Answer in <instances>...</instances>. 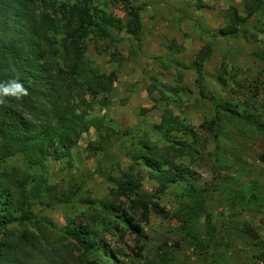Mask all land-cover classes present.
Segmentation results:
<instances>
[{"label": "rangeland", "instance_id": "obj_1", "mask_svg": "<svg viewBox=\"0 0 264 264\" xmlns=\"http://www.w3.org/2000/svg\"><path fill=\"white\" fill-rule=\"evenodd\" d=\"M62 4L111 20L82 39L80 70L114 74L109 93L88 97V113L110 120L118 141L89 149L100 145L90 128L70 161L48 156L32 166L20 154L0 161V173L36 178L15 215L27 218L7 229L41 226L60 247L65 234L70 264H264V0H2L0 40L21 47L22 59L68 74L66 45L79 32ZM229 9L241 19L233 22ZM133 10L137 32L127 27ZM165 111L184 130L159 128ZM145 144L158 153L173 148V181L163 190L138 158ZM135 195L146 200V214ZM72 228L89 233L88 252L66 235Z\"/></svg>", "mask_w": 264, "mask_h": 264}, {"label": "trees", "instance_id": "obj_2", "mask_svg": "<svg viewBox=\"0 0 264 264\" xmlns=\"http://www.w3.org/2000/svg\"><path fill=\"white\" fill-rule=\"evenodd\" d=\"M1 5L7 4L3 2ZM62 8H69L67 12L66 9L62 12V17L66 18L68 15L69 21L74 17L75 29L79 32V40H71L66 45L68 55L73 58L68 74L52 71L50 64L44 62L39 64L32 63L26 58L22 59L24 52L21 47L16 43H5L0 40V85L9 86L16 81L28 90V95L21 100L4 97L6 102L0 105V161L16 154L22 155L32 166L41 164L48 156H61L70 161L71 149L90 128L97 131L100 145H90L89 149L106 150L118 141L115 130L107 126L108 123L111 124L110 120L90 117L88 113L90 111L88 97L94 98L101 91L109 93L115 82L114 74L98 75L80 70L84 54L82 39L97 25L104 31L111 20L106 14L102 18H96L94 13L93 15L90 13L93 10L90 7L79 10L76 5L70 7L62 4ZM227 13L233 22L241 19L233 9H229ZM127 27L134 32L138 31L139 18L134 10L130 13ZM229 31L224 30L221 35L225 36L230 33ZM40 55L36 53L33 56L41 60ZM158 127L167 132L184 130L179 119L168 111L162 115ZM102 128H105L104 132ZM172 149L163 148L162 153H158L161 150L145 144L138 154V158L153 171V177L157 179L162 190L173 181L168 168L172 165L169 160L174 153ZM35 180V176L17 169L0 173V229H4L0 238V264H70L65 255V234L59 239L62 245L60 247L49 241L46 228L41 226L36 232L27 230L21 234L7 229L9 225L27 218L25 214L20 217L15 215L23 212L28 199L26 185L29 181ZM129 182L132 186L139 183L133 178ZM36 185L38 189L48 188L43 181ZM117 188L123 194L126 192L121 184H117ZM134 203L142 207L146 214L147 205L144 198L135 195ZM143 219L146 222L145 216ZM48 223L45 222L46 225ZM66 235L72 237L82 253L88 252L93 244L89 233L76 228L69 230Z\"/></svg>", "mask_w": 264, "mask_h": 264}, {"label": "clouds", "instance_id": "obj_3", "mask_svg": "<svg viewBox=\"0 0 264 264\" xmlns=\"http://www.w3.org/2000/svg\"><path fill=\"white\" fill-rule=\"evenodd\" d=\"M28 95V90L23 84L13 81L9 86L0 85V105L5 104L4 97H13L16 100H21Z\"/></svg>", "mask_w": 264, "mask_h": 264}]
</instances>
